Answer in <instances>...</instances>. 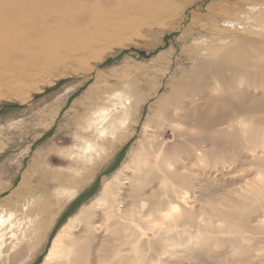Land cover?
I'll return each instance as SVG.
<instances>
[{"label": "rangeland", "instance_id": "374dc122", "mask_svg": "<svg viewBox=\"0 0 264 264\" xmlns=\"http://www.w3.org/2000/svg\"><path fill=\"white\" fill-rule=\"evenodd\" d=\"M179 3L178 11L168 18L156 17L159 21L138 22L131 18L98 31L82 29L70 39L68 30L57 37L39 39L35 45L45 51L37 62L24 61L22 65V61L10 57L0 59V212L19 221L20 235L27 234L30 244H36V252L25 264H44L53 241L72 220L81 217L83 208L91 211L90 218L102 215L105 220L107 213L100 205L104 204L103 197L114 198L110 193L112 184L120 186L111 209L112 219L122 220L126 204L132 201L127 195L129 185L123 184L126 177L146 179L140 182L139 195L142 199L155 198L166 184L158 177L162 168L152 163L156 160L153 153L161 151L163 155L162 149L158 146L155 150L153 145L154 132L173 148V142L180 145L181 139L173 136L172 127L185 129L171 122L175 106L170 102L179 99L181 104L193 101L192 109L200 106L202 101L186 89L190 74L208 61L212 49L218 55L223 47L257 37L264 26V0ZM102 13L113 19L119 10L109 7ZM114 100H123L117 110L126 112L128 121L108 136L98 160L82 166L76 161L82 129L104 103ZM214 115L213 111L207 117ZM244 116L233 111L226 119L238 125ZM241 129L247 130L245 126ZM226 140L223 138L218 146L220 150L214 145L205 149L214 152V159L218 151L220 155L229 154ZM258 154L264 156L262 151L249 153L247 165L234 179L236 183L239 179L264 182V163L249 165ZM148 159L152 162H145ZM143 164L153 166L157 173L150 178L154 180L151 186L148 178L152 173L136 172ZM203 166L207 165L201 162L199 169ZM178 168L183 170L177 165L171 170ZM207 172L212 177L217 175L214 169ZM214 192H207L197 209L188 203L189 209L200 210L202 215L197 227L186 226L192 232L187 243L192 249L181 255L179 264H264V231L244 226L251 210L235 207L223 198L222 191ZM209 193L214 195L207 196ZM207 213L221 220L217 224L223 227L221 230L205 229L202 220ZM112 219L106 218L105 224ZM95 220L100 223L99 218ZM79 230L75 228L70 234L82 235ZM105 231L96 236L103 242L108 236V229ZM142 233L143 240L136 245L140 253L144 247L159 244L153 242L152 233ZM172 262L176 263L175 257Z\"/></svg>", "mask_w": 264, "mask_h": 264}, {"label": "bare ground", "instance_id": "6f19581e", "mask_svg": "<svg viewBox=\"0 0 264 264\" xmlns=\"http://www.w3.org/2000/svg\"><path fill=\"white\" fill-rule=\"evenodd\" d=\"M180 5L179 0H0V59L10 57L22 61V65L26 64L24 61L37 62L45 51L35 45L39 39L57 37L66 30L70 39L82 29L98 31L115 27L122 20L131 18L138 19V22H151L157 20L158 16H164L160 19L168 18L171 12L181 8ZM109 7L118 8L117 17L107 19L103 16L102 11ZM259 32L257 37L241 44L223 47L218 55H214L216 52L212 49L208 61L190 74L186 89L194 92L198 101H202L200 106L192 109L193 101L181 104L179 99L170 102L175 106L171 122L183 125L185 129L172 127L173 136L181 139L180 145L173 142V148L164 144V137L161 139L154 132L153 145H156L155 150L159 146L163 155L159 154L161 151L153 153L156 160L152 162L148 159L145 162L155 163L162 168L158 177L166 184L155 198L142 199V194L139 195L142 190L140 182H146V179L126 177L123 184L129 185L127 195L132 201L126 204L122 220L112 219L111 209L120 190L119 185L112 184L110 193L114 198L107 194L102 199L104 204L100 206L103 213H107L105 220L113 221L105 224L101 215L95 217L99 218L98 223L88 216L91 211L83 208L81 217L72 220L69 227L53 241L44 264H174V257L175 264H179L181 255L192 249L187 246L192 232L186 226L190 229L197 227L202 215L200 210L189 209L188 203H193L192 207L197 209L201 198L211 191L217 194L222 191L223 198L235 207L251 210L244 220V226L264 231V182L258 179L234 181L239 171L247 165L249 153L264 152V116H257L264 114V26ZM238 82L245 85L237 87ZM122 103L123 100L104 103L101 110L88 119L76 151V161L82 166L98 160L105 151L104 143L108 136L116 133V129L128 121L125 119L126 112L124 114L123 110H117ZM196 111L197 114H194ZM213 111L215 115L207 117ZM233 111L245 115L238 125L234 124L233 119H226ZM243 126L247 130L241 129ZM195 128L199 130L198 133L193 132ZM223 138L227 139L226 151L229 154L220 155L218 151L214 159V152L206 149L214 145L220 150L218 146ZM257 156L249 165L260 166L264 163V156ZM201 162L207 166L199 169ZM176 165L182 166L183 170H171ZM211 169H214L216 176L212 177L207 172ZM136 172L143 175L152 173L149 180L157 176L153 166L144 164ZM119 179L121 183V176ZM153 182L149 181L150 186ZM234 185L236 187L231 188ZM222 204L226 208L231 207ZM130 205L131 208H127ZM204 216L208 217L209 213ZM206 217L201 219L206 224V230L218 231L223 228L217 226L221 220ZM21 226L6 212H0V264H25L36 252V244H30L28 235H20ZM75 228H79L82 235L70 234ZM105 229H108V236L103 242L96 236L101 235L99 232L106 233ZM143 231L152 233L155 236L153 242L159 244L149 249L144 247L143 253H140L136 245L143 240Z\"/></svg>", "mask_w": 264, "mask_h": 264}]
</instances>
